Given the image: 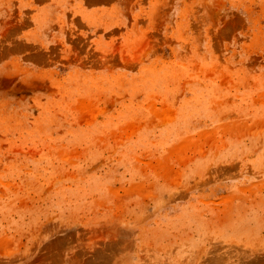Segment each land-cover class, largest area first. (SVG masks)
Here are the masks:
<instances>
[{"label":"rangeland","instance_id":"374dc122","mask_svg":"<svg viewBox=\"0 0 264 264\" xmlns=\"http://www.w3.org/2000/svg\"><path fill=\"white\" fill-rule=\"evenodd\" d=\"M0 264H264V0H0Z\"/></svg>","mask_w":264,"mask_h":264}]
</instances>
